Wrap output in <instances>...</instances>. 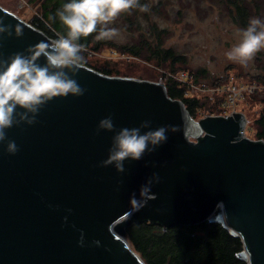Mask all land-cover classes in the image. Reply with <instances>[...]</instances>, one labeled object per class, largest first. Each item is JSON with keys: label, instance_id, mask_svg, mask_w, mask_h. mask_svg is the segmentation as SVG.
<instances>
[{"label": "water", "instance_id": "obj_1", "mask_svg": "<svg viewBox=\"0 0 264 264\" xmlns=\"http://www.w3.org/2000/svg\"><path fill=\"white\" fill-rule=\"evenodd\" d=\"M0 20L13 33L0 36L4 59L55 40L1 4ZM73 78L83 96L54 98L37 123L7 129L15 155L7 140L0 143V264H147L125 235L145 220L165 228L219 222L242 237L241 259L264 264V140L245 134L243 112L195 119L163 82L87 64ZM109 116L114 131L97 134ZM145 120L151 130L169 126L167 142L140 161L126 160L124 173L101 167L113 136ZM153 173L160 176L151 188L157 199L137 212L130 196L139 199Z\"/></svg>", "mask_w": 264, "mask_h": 264}, {"label": "rangeland", "instance_id": "obj_2", "mask_svg": "<svg viewBox=\"0 0 264 264\" xmlns=\"http://www.w3.org/2000/svg\"><path fill=\"white\" fill-rule=\"evenodd\" d=\"M46 1L0 0V4L31 23L33 19L44 21L42 7ZM144 5H147V11L134 8L121 14L110 25L118 29V34L105 39L99 50L83 48L84 59L112 69L114 76L163 81L165 84L170 80L165 75L166 71L172 72V59L169 58L165 65H158L154 57L148 58L150 54L146 49L137 56L128 52L127 47L139 44L142 38H149L153 47L160 44L162 48H171L181 55L180 60L174 62L175 72L187 71L191 75L193 86L186 85L184 94L198 97L201 103L204 101L192 116L200 119L208 115L243 112L247 118L245 134L257 139L255 119L264 107L260 100L264 94V50L247 65L226 58L225 53L240 40L239 30L245 27L235 20L224 0H145ZM254 17L264 20V5L252 15ZM46 24L57 39L60 33L49 21ZM153 25L162 41L153 34ZM233 86L240 94L235 100Z\"/></svg>", "mask_w": 264, "mask_h": 264}, {"label": "clouds", "instance_id": "obj_3", "mask_svg": "<svg viewBox=\"0 0 264 264\" xmlns=\"http://www.w3.org/2000/svg\"><path fill=\"white\" fill-rule=\"evenodd\" d=\"M134 8L147 11V5H141L139 0H70L56 13L66 34H58V38L50 43L39 42L25 52H15L7 59L0 57V143L7 140V129L14 125L37 123L40 110L54 98L85 94L86 89L73 78L84 64L80 39L93 33H97V40L115 37L118 29L110 25L121 14ZM5 33L12 36L11 26L0 20V36ZM239 33V42L225 56L229 61L247 65L264 50V20L250 18L248 26L240 29ZM15 35L21 37L23 34L16 28ZM41 57L46 60L43 65L38 63ZM142 129L149 130L142 132ZM101 130L114 131L111 116L100 121L97 134ZM168 132L169 126L151 130L150 120L141 122L138 128H122L113 136L108 159L100 166H115L119 173H124L126 160L140 161L145 153H154L167 142ZM18 151L15 141L7 140V152L15 155ZM158 183L160 176L153 173L141 185L139 199L135 192L131 194L130 202L136 204L135 211L147 206L148 201L157 199L151 188ZM96 243L99 244V241Z\"/></svg>", "mask_w": 264, "mask_h": 264}, {"label": "trees", "instance_id": "obj_4", "mask_svg": "<svg viewBox=\"0 0 264 264\" xmlns=\"http://www.w3.org/2000/svg\"><path fill=\"white\" fill-rule=\"evenodd\" d=\"M47 1L42 7L44 21L33 19L31 23L51 37L56 35L46 24L48 21L54 30L60 34H66V29L56 13L64 3L70 2V0ZM224 2L229 6L235 20L245 28L248 26L252 15L257 14L261 5H264V0H224ZM139 3L144 5L145 0H139ZM152 29L153 34L157 35L158 41H162L159 32L156 31L157 27L153 25ZM96 35L97 33H93L86 38L82 37L79 43L83 48L97 51L104 45L105 39L97 40ZM140 41L139 44L127 47V51L139 56L146 49L150 54L148 58L154 57L158 65L167 64V60L170 58L172 59L170 63L172 69L170 70L176 73L174 62L180 60L181 55L174 53L171 48H162L160 44L153 47L149 43V38H142ZM84 64L106 74H114L112 69L97 66L85 59ZM192 74L196 75L197 73L192 72ZM168 79L170 80L165 85L169 95L173 98L182 99L190 114L194 116L197 107L204 104V101L201 103L198 97L185 95V84L172 77ZM260 100L264 102V94ZM255 128L256 138L264 140V107L255 119ZM125 235L132 248L139 253L147 264H248L247 261L238 256V253L244 248L242 237L235 235L227 227L215 221L205 220L198 224H179L165 228L158 222L145 220L128 225L125 229Z\"/></svg>", "mask_w": 264, "mask_h": 264}, {"label": "built area", "instance_id": "obj_5", "mask_svg": "<svg viewBox=\"0 0 264 264\" xmlns=\"http://www.w3.org/2000/svg\"><path fill=\"white\" fill-rule=\"evenodd\" d=\"M169 77H172L173 79L180 81L182 84H185V85H188V86H193V83L190 81L191 75L187 71H180L178 73H174V72H171V71H166L165 78L168 79ZM237 92L238 91H237L236 87L233 86V93H235L234 100L238 96H240V94H237ZM228 115L229 114H226L225 116L228 117Z\"/></svg>", "mask_w": 264, "mask_h": 264}]
</instances>
